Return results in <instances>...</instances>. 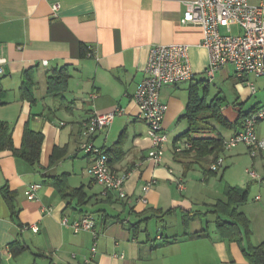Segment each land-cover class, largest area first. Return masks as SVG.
I'll list each match as a JSON object with an SVG mask.
<instances>
[{
  "label": "crops",
  "instance_id": "0c3cea01",
  "mask_svg": "<svg viewBox=\"0 0 264 264\" xmlns=\"http://www.w3.org/2000/svg\"><path fill=\"white\" fill-rule=\"evenodd\" d=\"M55 1L59 8L53 14ZM184 1L191 0H0V57L6 59L0 121L8 123L11 136V146L0 149V264H248L244 240L222 238L219 215L212 211V204L226 200V185L247 190L237 210L249 220L250 244L264 240V182L246 171L250 180L225 179L224 153L231 151V159L247 153V147L224 149L221 168L205 173V164L176 155L174 145L191 127L183 116L191 85H197L206 103L219 98L221 114L234 122L264 104V84L257 88L252 78L259 76L252 73L237 78L232 64L205 82L208 53L201 45L202 29L181 22ZM170 43L188 45L193 75L160 89L167 105L162 120L167 140L157 163L147 156L151 141L133 94L145 75L150 47ZM88 46L92 56L86 54ZM57 73L66 78L53 90L48 79ZM115 106L123 112L97 131L93 142L108 150L115 172L128 173L124 198L104 193L86 173L90 157L79 149L83 123ZM216 127L224 138L241 129ZM26 128L43 137L35 163L15 154ZM256 134L264 139V119ZM256 159L262 167L264 148L251 156L252 165ZM57 178L65 179L69 190L80 189L83 197L63 196ZM176 178L183 188H177ZM33 183L39 187L28 199L25 191ZM4 189L13 199L2 194ZM85 213L95 217L99 232L94 252L89 231L74 232L60 222L62 216L72 221ZM150 220L160 232L155 241L149 236ZM128 222L137 223L136 231Z\"/></svg>",
  "mask_w": 264,
  "mask_h": 264
},
{
  "label": "built area",
  "instance_id": "2783aa9c",
  "mask_svg": "<svg viewBox=\"0 0 264 264\" xmlns=\"http://www.w3.org/2000/svg\"><path fill=\"white\" fill-rule=\"evenodd\" d=\"M185 10L181 18L182 23L198 25L202 29L201 45L208 53V64L205 68L206 80L211 82L218 69L225 64H232L237 78L243 79L252 73L264 76V0H191L184 1ZM53 14L59 8L57 1L52 3ZM232 26L238 30L233 31ZM86 54L93 55L90 46ZM6 59L0 57V75L5 72ZM46 62V61H44ZM145 75L137 84L133 100L138 106L139 116L147 127V134L151 141L148 158L160 162L163 156L164 143L167 135L162 127V120L167 105L160 100V89L165 84H173L188 80L193 71L189 60L188 45L183 43L158 44L150 47L144 69ZM95 96V93H91ZM123 109L115 106L107 112L92 114L82 125L83 137L79 149L90 157L86 173L104 187V193L114 192L117 197L124 198L127 172H115L109 164V156L103 147L93 142V135L107 127L115 116ZM264 119V104L254 108L244 117L240 130L223 139V148L230 149L238 144H244L253 157L259 149L264 148V139L256 134L257 123ZM190 147L189 141H178L174 146L176 152ZM223 164V158L217 157L209 165V169L218 170ZM247 174L254 180L264 182L263 175L254 169H246ZM178 189L183 188L180 179H175ZM151 186V181L145 183L143 191ZM39 184L33 183L25 191L28 199L35 198ZM259 199V196L255 197ZM146 203L145 197L140 198ZM61 224L70 227L74 232L89 231L93 238L91 251H95L96 240L99 235L96 229L95 217L85 213L78 219L70 221L67 216L61 217ZM37 225H32L34 232ZM122 257V254L119 255ZM88 261V260H87Z\"/></svg>",
  "mask_w": 264,
  "mask_h": 264
},
{
  "label": "trees",
  "instance_id": "16d2710c",
  "mask_svg": "<svg viewBox=\"0 0 264 264\" xmlns=\"http://www.w3.org/2000/svg\"><path fill=\"white\" fill-rule=\"evenodd\" d=\"M65 78L66 75H62L61 73L50 76L48 79L49 87L53 90L56 89L57 86H61ZM205 82L208 83L207 80ZM22 90L25 92L26 87H23ZM219 104L220 99L217 97L213 98L210 103H206L199 96L197 85H191L186 110L183 115L191 122V127L181 135V138L176 139L179 141H189L190 147L184 148L180 152L174 151L175 154H185L193 161L201 163L202 165L205 164V173L216 172V170L209 169V165L224 150V137L216 132V125L226 129L242 127L244 117L253 110L251 109L245 114H240L236 121L230 122L221 114ZM207 118H210L212 121L210 123L204 121ZM42 140L41 133L26 128L21 147L15 150V154L30 163L37 162ZM8 146H11L10 126L7 122L0 121V149ZM104 151L108 154V150ZM262 171L264 177V161L262 163ZM57 179L55 186L61 191L63 196L78 195L80 198L83 197L80 189L75 188L69 190L67 189L65 179ZM2 194L7 199H13V194L8 189H4ZM225 195L226 200H218L212 204V211L219 215V219L216 222L220 236L229 240H244L245 248L243 249V253L248 264H264V240L255 246L250 244L251 231L249 228V220L242 212L237 210V206L247 200V190L226 185ZM222 217H225V219ZM184 220L187 222L188 218H184ZM128 225L130 230L133 232L136 231L134 228H136L137 223L128 222Z\"/></svg>",
  "mask_w": 264,
  "mask_h": 264
},
{
  "label": "rangeland",
  "instance_id": "374dc122",
  "mask_svg": "<svg viewBox=\"0 0 264 264\" xmlns=\"http://www.w3.org/2000/svg\"><path fill=\"white\" fill-rule=\"evenodd\" d=\"M232 29H233V31H236L235 26ZM251 77H253V76L251 75ZM252 79H256L255 84H256L257 88H261L260 86H262L264 84V76H259V78H252ZM171 140L172 139L170 137V142H171ZM242 145L245 146L244 144H242ZM232 149H233V147H232ZM227 150H229V149H227ZM230 153H231V151L224 153V155L226 157L225 158V164L227 165V168H226L227 173H226L225 179L227 178L228 180H234L233 178H242V179H247V180L249 179L250 180V178L246 174L247 172L245 173L247 168L248 169H254L259 175H262V167H261L259 159H256L255 164L252 165V160H251V156H250L249 152L241 153L237 156H232L231 159H230L231 156H229ZM224 155L222 156L223 158H224ZM196 171H198V169H196ZM230 175H231V177H230ZM255 181H258V180H255ZM200 209L203 211L206 210L205 207H201ZM147 226L149 228L150 238L154 239L156 233H160L159 229H157V225H156L155 221L150 220L147 223ZM140 236L142 237L143 234H140ZM154 241H155V239H154Z\"/></svg>",
  "mask_w": 264,
  "mask_h": 264
}]
</instances>
